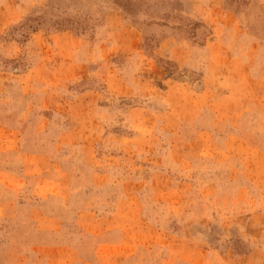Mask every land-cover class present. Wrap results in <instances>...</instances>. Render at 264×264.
Returning <instances> with one entry per match:
<instances>
[{
  "label": "rangeland",
  "instance_id": "1",
  "mask_svg": "<svg viewBox=\"0 0 264 264\" xmlns=\"http://www.w3.org/2000/svg\"><path fill=\"white\" fill-rule=\"evenodd\" d=\"M0 264H264V0H0Z\"/></svg>",
  "mask_w": 264,
  "mask_h": 264
}]
</instances>
